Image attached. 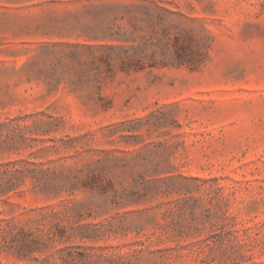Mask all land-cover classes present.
I'll list each match as a JSON object with an SVG mask.
<instances>
[{
  "label": "rangeland",
  "instance_id": "374dc122",
  "mask_svg": "<svg viewBox=\"0 0 264 264\" xmlns=\"http://www.w3.org/2000/svg\"><path fill=\"white\" fill-rule=\"evenodd\" d=\"M0 264H264V0H0Z\"/></svg>",
  "mask_w": 264,
  "mask_h": 264
}]
</instances>
